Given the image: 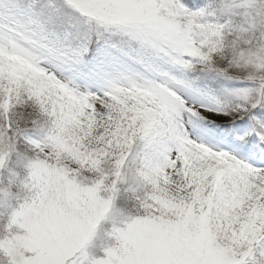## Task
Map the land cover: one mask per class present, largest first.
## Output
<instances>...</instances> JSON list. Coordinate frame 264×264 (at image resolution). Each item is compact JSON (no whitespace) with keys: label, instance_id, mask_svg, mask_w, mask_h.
Listing matches in <instances>:
<instances>
[{"label":"snow or ice","instance_id":"1","mask_svg":"<svg viewBox=\"0 0 264 264\" xmlns=\"http://www.w3.org/2000/svg\"><path fill=\"white\" fill-rule=\"evenodd\" d=\"M0 264H264V0H0Z\"/></svg>","mask_w":264,"mask_h":264}]
</instances>
